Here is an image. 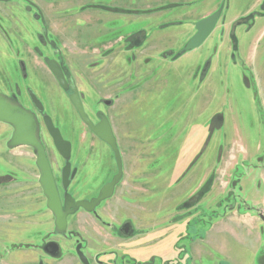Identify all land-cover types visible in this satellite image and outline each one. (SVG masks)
<instances>
[{"label":"rangeland","instance_id":"rangeland-1","mask_svg":"<svg viewBox=\"0 0 264 264\" xmlns=\"http://www.w3.org/2000/svg\"><path fill=\"white\" fill-rule=\"evenodd\" d=\"M29 1L37 9L0 2V94L38 116L58 181L64 160L44 115L71 142L76 199L117 168L48 61L72 76L93 123L108 117L123 158L124 177L97 213L116 225L132 218L134 235L84 211L70 218L91 263L264 264V0ZM216 11L215 31L187 52L195 24ZM13 132L0 122V264H81L75 239L55 231L36 151L10 147ZM50 240L58 258L42 252Z\"/></svg>","mask_w":264,"mask_h":264},{"label":"water","instance_id":"water-1","mask_svg":"<svg viewBox=\"0 0 264 264\" xmlns=\"http://www.w3.org/2000/svg\"><path fill=\"white\" fill-rule=\"evenodd\" d=\"M25 1L29 2V0ZM32 4L33 3H31V5ZM219 19L220 12H215L210 16L198 21L195 24L196 33L185 46L186 51H194L201 47L214 32ZM53 47H55V45H53ZM47 64L53 71L61 86L66 90L70 89L72 91V94L69 97L78 111L82 121L89 126L91 131L99 139L111 147L115 153L118 164L117 176L112 182L103 187L97 198L91 201L85 200L75 202L74 199L69 194H67L64 211L55 177L47 157L46 149L37 134L38 122L36 115L21 105H15L8 97L0 94V122L11 125L14 128L13 135L9 141V146L13 148L30 147L36 151V164L40 171L39 182L43 189L44 195L47 198V207L51 210L56 218L57 230L62 233L67 230L68 214L73 211H77L80 208H83L88 212H93L102 201H105L113 196L115 186L121 181L123 176V165L120 150L117 145V140L114 137L108 117L101 113L98 115L99 123L93 124L85 112L77 87L74 86L71 81L69 83L65 80L61 67L55 60L48 61ZM28 94L35 108L38 109L39 112H43L44 106L37 98L36 94L31 90L28 91ZM44 124L54 141L57 151L65 158V160H67V165L63 169V182L65 188H67L71 173V164L69 163L71 156V143L63 138L60 129L54 125L50 116H44ZM69 208H73V211H70ZM261 218L264 221L263 215H261ZM54 246L58 245L56 243H50L48 247ZM80 247L81 246L77 247V254L80 260L83 262V264H89L86 257L81 252Z\"/></svg>","mask_w":264,"mask_h":264},{"label":"flooded vegetation","instance_id":"flooded-vegetation-1","mask_svg":"<svg viewBox=\"0 0 264 264\" xmlns=\"http://www.w3.org/2000/svg\"><path fill=\"white\" fill-rule=\"evenodd\" d=\"M3 1H6V2H9V1H11V0H0V2H3ZM30 2V1H29ZM30 4H31V2H30ZM32 6L33 7H35L36 9H37V7L35 6V5H33L32 4ZM216 12H220V17H221V14H222V12L221 11H216ZM220 20V19H219ZM219 22V21H218ZM217 27V26H216ZM216 29V28H215ZM215 31V30H214ZM212 35V34H211ZM40 41L41 42H47V43H49L52 47H53V45H55L54 43H51V41H50V39H49V36L46 34L45 35V37L43 38V37H41L40 38ZM55 47H56V45H55ZM55 47H53V48H55ZM57 62V61H56ZM58 63V62H57ZM59 64V63H58ZM59 66L61 67V70H62V73H63V75H64V77H65V80L67 81V82H69L70 83V81L73 83V85L74 86H76L77 87V85H76V83H75V81H74V79L72 78V76H69V73L67 72L66 73V70L64 69V67H62V65L61 64H59ZM49 67V66H48ZM49 69H50V67H49ZM50 71L52 72V74L54 75V73H53V71L50 69ZM54 77L56 78V76L54 75ZM56 80H57V78H56ZM58 81V80H57ZM59 83V82H58ZM59 85L61 86V84L59 83ZM62 87V86H61ZM63 88V87H62ZM64 89V88H63ZM77 89H78V87H77ZM64 90H66V89H64ZM66 91H68V92H70V94H69V96L72 94V91L70 90V89H67ZM78 92H79V90H78ZM80 94V93H79ZM38 98V97H37ZM70 98V97H69ZM81 98V97H80ZM39 99V98H38ZM11 100V99H10ZM14 104H17V105H19L18 103H16V102H14L13 100H11ZM82 101V100H81ZM83 103V102H82ZM107 103H109V102H107ZM73 104V103H72ZM83 106H84V104H83ZM75 107V106H74ZM76 109V108H75ZM84 109H85V107H84ZM77 111V110H76ZM37 112H39L38 111V109H37ZM86 112V111H85ZM39 113H42V112H39ZM77 113H78V111H77ZM103 114V112H98L97 113V117H98V115L99 114ZM87 114V113H86ZM78 115H79V113H78ZM88 115V114H87ZM105 115V114H104ZM44 116H46V115H44ZM79 117H80V115H79ZM88 117H89V115H88ZM81 118V117H80ZM89 119H90V117H89ZM99 119V118H98ZM82 120V119H81ZM91 120V119H90ZM92 121V120H91ZM110 121V120H109ZM37 122H38V131H37V134L39 133V120H38V116H37ZM43 122H44V117H43ZM93 122V121H92ZM54 123V122H53ZM97 123H99V121L97 122ZM97 123H93V124H97ZM84 124L89 128V126L84 122ZM110 124H111V122H110ZM55 125V124H54ZM57 127V126H56ZM111 127H112V125H111ZM89 130L91 131V129L89 128ZM61 131V130H60ZM112 131H113V128H112ZM94 134V133H93ZM113 134H114V131H113ZM95 135V134H94ZM63 136V135H62ZM96 136V135H95ZM38 137H39V135H38ZM114 137H115V139L117 140V138H116V136H115V134H114ZM40 138V137H39ZM52 138V137H51ZM63 138H64V136H63ZM65 139V138H64ZM40 140H41V138H40ZM53 140V139H52ZM66 140V139H65ZM101 140V139H100ZM42 141V140H41ZM68 141V140H67ZM102 141V140H101ZM70 142V141H69ZM102 142H104V141H102ZM43 143V142H42ZM53 143H54V141H53ZM71 143V142H70ZM105 143V142H104ZM110 149H111V147L107 144V143H105ZM44 145V144H43ZM117 145H118V141H117ZM55 146V145H54ZM45 147V146H44ZM118 147H119V145H118ZM56 148V147H55ZM57 150V149H56ZM58 152V151H57ZM111 152H112V154H113V160H114V162H115V164H116V168H117V173L116 174H114V175H112L111 176V178L109 179V180H107L106 182H104V184L102 185V187L98 190V192L93 196V197H91L90 199L89 198H83V199H76L70 192H69V188H70V186H71V183L73 182V180L75 179V177H76V175H77V173H78V171H77V169L75 168V167H73V165H72V163H71V157H72V144H71V156H70V159H69V163L71 164V173H70V176H69V183H68V186H67V188H65V185H64V182H63V169L66 167V165H67V160H65V158L59 153V155L63 158V160H64V167L62 168V172H61V178L59 179V181L56 179V177H55V174H54V172H53V174H54V177H55V181H56V184H57V188H58V191H59V195H60V199H61V202H62V206H63V209H64V211H65V202H66V195L67 194H69L73 199H74V201L75 202H79V201H85V200H87V201H91V200H93V199H95V198H97L98 196H99V194H100V191L103 189V187L104 186H106L108 183H110V182H112L113 181V179L117 176V174H118V164H117V159H116V156H115V153H114V151L111 149ZM120 155H121V152H120ZM47 157H48V155H47ZM48 160H49V158H48ZM121 160H122V165H123V158H122V155H121ZM49 162H50V160H49ZM50 165H51V162H50ZM51 168H52V165H51ZM52 171H53V168H52ZM74 171H75V173H74ZM123 177H124V171H123V176H122V179H123ZM122 179H121V181H122ZM121 181L115 186V190H116V188L119 186V184L121 183ZM115 190H114V193H113V196H114V194H115ZM44 193V192H43ZM46 197V196H45ZM112 198V197H111ZM47 199V198H46ZM110 199V198H109ZM109 199H107V200H109ZM107 200H105V201H107ZM105 201H102L96 208H95V211H93V212H88V211H86V210H84L83 208H80L79 210H77V211H73V208H69V210L70 211H73V212H71L70 214H68V216H67V230L65 231V232H59L58 230H57V227H56V218H55V216H54V214L51 212V210H50V212H51V214H52V216H53V219H54V225H55V231L57 232V234H60L61 236H66L67 238H69V239H75V241H76V246H75V253H76V255H77V257H78V259L80 260V258H79V256H78V254H77V247L78 246H81L80 247V249H81V252L84 254V256L86 257V259H87V261L89 262V264H92L91 263V261H92V259H90L89 257H87V255L84 253V243L83 242H81V241H79V237H78V233H77V231H74V230H69V226H70V218H72V217H74L75 215H77L80 211H84L85 213H87V214H89V215H91V216H93L97 221H101V217H100V215H98V213H97V210L100 208V206L105 202ZM132 218L130 219V220H125L124 222H122V224H119V225H116V224H114V223H110V222H105V221H101L102 222V224L105 226V227H107V228H109L110 230H111V233L112 234H116V235H119V236H124V237H127V238H131L133 235H134V230H133V225H132ZM50 243H56L58 246H54V247H48L49 246V244ZM42 252L44 253V255H45V257H47V258H58L60 255H61V252H62V248H61V246L59 245V243L56 241V240H50V241H48V242H46L45 244H44V246H42ZM34 253H36L37 254V252H34ZM99 259V258H98ZM96 261H97V258H96ZM80 262H81V264H83V262L80 260ZM93 262V261H92ZM38 264H43V263H41V262H39Z\"/></svg>","mask_w":264,"mask_h":264},{"label":"crops","instance_id":"crops-1","mask_svg":"<svg viewBox=\"0 0 264 264\" xmlns=\"http://www.w3.org/2000/svg\"><path fill=\"white\" fill-rule=\"evenodd\" d=\"M120 8V7H119ZM163 14V13H162ZM165 14V13H164ZM164 14H163V16H164ZM151 19H152V17H151Z\"/></svg>","mask_w":264,"mask_h":264},{"label":"trees","instance_id":"trees-1","mask_svg":"<svg viewBox=\"0 0 264 264\" xmlns=\"http://www.w3.org/2000/svg\"><path fill=\"white\" fill-rule=\"evenodd\" d=\"M15 105H17V104H15Z\"/></svg>","mask_w":264,"mask_h":264}]
</instances>
